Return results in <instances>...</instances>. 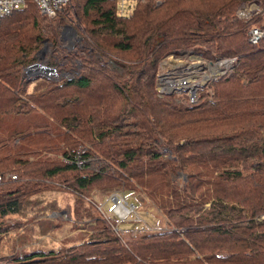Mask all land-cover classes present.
<instances>
[{
	"label": "trees",
	"instance_id": "16d2710c",
	"mask_svg": "<svg viewBox=\"0 0 264 264\" xmlns=\"http://www.w3.org/2000/svg\"><path fill=\"white\" fill-rule=\"evenodd\" d=\"M241 1L137 0L126 16L117 0H74L95 47L124 61L83 58L72 78L35 83L23 69L55 39L52 23L33 0L0 20V173L17 174L0 185V264H264V40L248 41ZM184 52L235 58L231 74L189 105L157 89L160 60ZM72 150L97 160L79 169L47 156ZM114 188L143 191L168 229L113 231L90 193ZM54 190L87 204L76 213L82 238L5 246L23 226L7 219ZM46 216L32 218L42 234L58 227Z\"/></svg>",
	"mask_w": 264,
	"mask_h": 264
},
{
	"label": "rangeland",
	"instance_id": "374dc122",
	"mask_svg": "<svg viewBox=\"0 0 264 264\" xmlns=\"http://www.w3.org/2000/svg\"><path fill=\"white\" fill-rule=\"evenodd\" d=\"M251 1L259 0H243L238 4L236 10L244 3ZM134 8L135 5L127 9L125 11L126 16L132 14ZM46 18L54 27L55 39H46L35 51L34 55L30 57L32 59L31 63L23 69L24 80H32L35 83L44 77L54 81L72 78L75 70H77L76 68L80 67L83 58L99 60L101 63L110 66L114 65L113 60L124 61L122 58L116 56L107 57V55L95 47L84 25L80 21L74 0H71L68 7L56 17ZM43 33L46 35L44 30ZM208 63L210 61L204 56L194 52L169 53L165 55L160 60L157 69L158 91L160 89L165 94L175 93L183 105L198 102L200 97L199 90L208 86V92L212 93L209 85L212 81L216 80L211 79L212 77L209 80L205 79L207 75V77L211 75L207 69ZM230 69L233 70V67ZM232 70L223 77L229 76ZM34 83L29 87V92L33 91ZM163 93L160 95H165ZM61 154L62 152L60 151L56 155L50 153L47 156L62 160L60 157ZM179 180L180 183H183L185 177L180 175ZM116 189H94L90 193V200L96 202L99 214L106 221L113 219L110 214L112 205L108 201V198L112 192L118 191ZM126 196L130 201L136 202L139 207L138 212L145 219L146 225L128 221L119 225L121 229L117 233H121L124 238H129L145 232L164 231L168 229L169 222L167 218L143 191L139 190L138 192L126 193ZM76 201L77 197L75 194L66 190H54L34 197L31 205L27 206L22 214L13 215L7 219L10 224L21 222L23 226L19 230L9 234L10 242H7L5 246H10L13 244V241L15 242L16 239L21 238L26 245L20 246L18 245V241L16 248L18 251L24 248H36L37 246L56 249L62 245H66L62 241L65 237H69L70 234L73 240H79L82 238V232L79 229L76 230V227L77 225H81L82 221H80V217L76 213L79 210L80 212H84L87 204H83L77 208ZM43 215H47L46 217L52 219L58 227L53 229L51 227L50 229L47 228L48 231L46 230L42 234L41 230L44 229L43 226L41 227L36 224L32 218H38ZM113 221L115 222V219ZM116 224L115 222L113 227ZM113 227H111L112 230ZM148 228H152V231ZM2 253L6 255L10 254L8 248L6 250L4 249Z\"/></svg>",
	"mask_w": 264,
	"mask_h": 264
},
{
	"label": "built area",
	"instance_id": "2783aa9c",
	"mask_svg": "<svg viewBox=\"0 0 264 264\" xmlns=\"http://www.w3.org/2000/svg\"><path fill=\"white\" fill-rule=\"evenodd\" d=\"M39 13L45 17L53 18L64 11L70 4L71 0H33ZM118 2V13L120 15H126L125 11L134 5L137 0H117ZM26 6V0H0V20L12 13L24 8ZM236 17L246 22L249 25L248 28V41L251 44H258L264 40V3L260 1H251L244 3L236 10ZM207 65L209 77H205L206 80L217 79L219 77L226 76L232 69L231 67L235 64V58L218 59L210 62ZM160 94L163 92L160 91ZM165 94V93H163ZM167 94V93H166ZM192 100V99H191ZM193 101V100H192ZM60 157L68 163H75V166L79 169L85 166L93 165L97 158L93 156H85L84 150H72L68 152V156L64 157L63 154ZM17 179L16 173H0V185L5 181H15ZM108 201L112 205L110 211L111 218L115 219L117 223L113 227L114 231H119L121 228L120 224L132 221L139 224H145L143 219L138 212V205L134 201H130L126 196V193L122 190L112 192ZM152 231V228H148Z\"/></svg>",
	"mask_w": 264,
	"mask_h": 264
}]
</instances>
